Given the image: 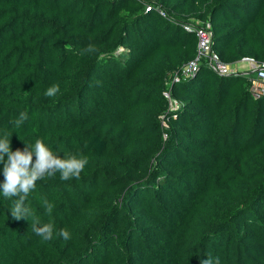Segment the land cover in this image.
Returning <instances> with one entry per match:
<instances>
[{
    "label": "trees",
    "instance_id": "16d2710c",
    "mask_svg": "<svg viewBox=\"0 0 264 264\" xmlns=\"http://www.w3.org/2000/svg\"><path fill=\"white\" fill-rule=\"evenodd\" d=\"M199 28L223 63L264 62V0H0V133L88 158L78 179L37 181L29 219L0 196V264H264V96L206 58L171 84ZM169 88L182 106L166 113Z\"/></svg>",
    "mask_w": 264,
    "mask_h": 264
},
{
    "label": "clouds",
    "instance_id": "9594fccd",
    "mask_svg": "<svg viewBox=\"0 0 264 264\" xmlns=\"http://www.w3.org/2000/svg\"><path fill=\"white\" fill-rule=\"evenodd\" d=\"M96 51V47L89 44L88 47L81 52V55L84 53H94ZM195 75L196 73L193 76L182 77L184 79L179 82L193 78ZM174 83L178 82H173L172 79L171 84ZM59 90V85L53 84L46 89L44 94L47 97H54ZM181 106L182 104L179 103L177 109L169 110L167 105L166 113L175 112ZM27 118V113H20L19 117L14 121L15 126L19 128ZM162 118L164 119V117ZM10 136H12V133L7 131L0 133V162H4V180L2 184H0V196H2L5 201H11L10 208L13 219H29L32 213L25 201L29 193L35 189L37 181L45 177H55L57 173H59V178L61 180L66 181L73 177L78 179L81 172L88 164V158L82 154L77 155L75 153H65V155L61 157L58 152H54L41 138H37L34 144L26 142L24 149L17 148L13 151ZM34 156L35 161H33ZM5 157H7L6 161ZM42 204L46 212L51 214L54 205L47 200H44ZM31 229L36 235L40 236L43 241H49L53 238L54 225L52 223L40 224L39 220L36 219L31 221ZM58 235L64 240L71 239V234L66 229H61ZM200 264H221V262L218 256L213 258L209 255L207 259H201Z\"/></svg>",
    "mask_w": 264,
    "mask_h": 264
},
{
    "label": "built area",
    "instance_id": "2783aa9c",
    "mask_svg": "<svg viewBox=\"0 0 264 264\" xmlns=\"http://www.w3.org/2000/svg\"><path fill=\"white\" fill-rule=\"evenodd\" d=\"M147 9H150L147 6ZM156 10L161 14L165 15L162 9L156 8ZM209 25H207V28ZM183 28L187 31H192L194 28L192 25L184 23ZM197 35L199 37L198 46H197V54L196 56L186 63L180 71H177L174 74L173 82L184 79L182 77L193 76L199 69V64L202 58H206L209 67L219 74H237L240 73L238 70L243 71L244 73H254L255 80L251 86V93L254 98H260L264 96V62H257L253 58L243 57L239 62H237L238 66L232 67L231 65L225 64L220 60L217 53H215L210 44V32L208 30L199 28L196 29ZM242 74V73H241ZM163 95L168 100V108L169 110H174L179 107V102L171 97L170 90H164ZM164 117V116H162ZM163 119V118H162Z\"/></svg>",
    "mask_w": 264,
    "mask_h": 264
}]
</instances>
